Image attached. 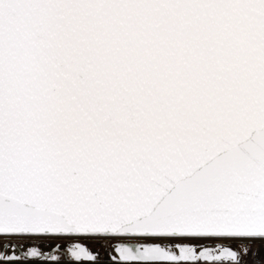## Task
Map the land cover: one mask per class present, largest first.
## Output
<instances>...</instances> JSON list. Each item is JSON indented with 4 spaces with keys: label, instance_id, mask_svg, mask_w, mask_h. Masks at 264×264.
I'll return each instance as SVG.
<instances>
[{
    "label": "snow or ice",
    "instance_id": "snow-or-ice-1",
    "mask_svg": "<svg viewBox=\"0 0 264 264\" xmlns=\"http://www.w3.org/2000/svg\"><path fill=\"white\" fill-rule=\"evenodd\" d=\"M256 239L264 0H0V248L241 264Z\"/></svg>",
    "mask_w": 264,
    "mask_h": 264
},
{
    "label": "rangeland",
    "instance_id": "rangeland-1",
    "mask_svg": "<svg viewBox=\"0 0 264 264\" xmlns=\"http://www.w3.org/2000/svg\"><path fill=\"white\" fill-rule=\"evenodd\" d=\"M228 244H230L233 247V250L238 251V253L242 257L241 264H261V260L264 259V240L256 239V240H233L228 241ZM243 244H249L251 245L250 251L245 254L241 251L240 246ZM31 245L24 244L21 246H17L19 249H28V247ZM207 246L214 247V244L209 243ZM11 247V246H9ZM40 250L44 253H48V256L44 257H25L23 253H18L16 256L20 257L19 264H55V261L50 259V256H60L61 260L68 259L66 256H64L63 252L61 251H53L52 248L46 246V245H40ZM91 251L94 253H99L100 261L107 262L111 259L113 255L112 251L106 247H103L101 243L90 245ZM0 264H7V262L0 256ZM73 264H94L92 261H79V262H73ZM191 264V262H189ZM199 264H208V262H199ZM214 264H235L233 261H221V262H214Z\"/></svg>",
    "mask_w": 264,
    "mask_h": 264
},
{
    "label": "bare ground",
    "instance_id": "bare-ground-1",
    "mask_svg": "<svg viewBox=\"0 0 264 264\" xmlns=\"http://www.w3.org/2000/svg\"><path fill=\"white\" fill-rule=\"evenodd\" d=\"M28 249L24 248V249H19L17 247L13 248V247H8L6 249L4 248H0V253H3L4 255L7 256H16L18 253H25L27 252ZM113 255L115 256L116 254L112 251Z\"/></svg>",
    "mask_w": 264,
    "mask_h": 264
},
{
    "label": "flooded vegetation",
    "instance_id": "flooded-vegetation-1",
    "mask_svg": "<svg viewBox=\"0 0 264 264\" xmlns=\"http://www.w3.org/2000/svg\"><path fill=\"white\" fill-rule=\"evenodd\" d=\"M118 264H125V262H118ZM131 264H142V262H131Z\"/></svg>",
    "mask_w": 264,
    "mask_h": 264
}]
</instances>
